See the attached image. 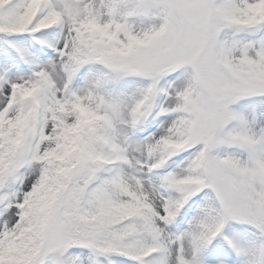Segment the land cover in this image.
Segmentation results:
<instances>
[{"label":"rangeland","instance_id":"rangeland-1","mask_svg":"<svg viewBox=\"0 0 264 264\" xmlns=\"http://www.w3.org/2000/svg\"><path fill=\"white\" fill-rule=\"evenodd\" d=\"M17 3V23L39 4L50 30L0 42V182L8 181L0 185V264H43L46 252L53 258L45 264H146L148 256L156 264H264V33L243 28L262 22L264 0ZM96 40L109 60L133 69L110 70ZM82 122L101 131L95 150L108 137L107 205L121 218L134 214L139 263L110 262L104 240L68 248L95 205L83 214L75 203L67 214L58 202L31 207L45 157ZM221 128L239 143L210 139ZM217 161L214 171L248 175V184L211 179ZM48 235L60 248L26 253Z\"/></svg>","mask_w":264,"mask_h":264},{"label":"trees","instance_id":"trees-1","mask_svg":"<svg viewBox=\"0 0 264 264\" xmlns=\"http://www.w3.org/2000/svg\"><path fill=\"white\" fill-rule=\"evenodd\" d=\"M9 10V5L4 6L3 0H0V38L3 40L8 37L15 38L21 34H26L29 31L28 29L33 27V23L37 21L36 19L33 22L34 17H32L33 14L31 13L27 19L17 23L13 18V13L11 14ZM262 27H264V18L258 25L255 22L243 26L245 30H252L254 34ZM96 45L98 46V44ZM99 53L98 58L113 71L133 69L132 66L129 69V64H122L118 60H109V57L105 55L102 49L99 50ZM172 68L173 66H170L169 69ZM136 73L143 74L144 71L140 72L138 69ZM157 74H159L158 71ZM157 74L148 73L151 78H155ZM97 134L94 126L88 127L82 124L75 131L61 137L54 153L47 156L44 160V178L41 187L32 195L31 207L33 206V209L43 210L45 205L58 202V208H60L61 212H64L62 214H67L68 212H65L71 203H75L79 207L82 206L84 196H88L89 203L91 201L100 203L98 198L102 196V188L98 184V178L100 175L108 173L106 164L101 158L108 153L94 149L92 141L96 138ZM217 172L219 171L217 170ZM215 176H217L216 173ZM220 177H224L227 182H232L236 179L230 173L222 174ZM246 179V177H243L242 182H246ZM70 191L71 195H69ZM108 212L98 209L97 213H92L84 230L75 231V234H78L75 238L77 240L75 245L89 247L95 241L104 240L107 248H110V251L113 252L111 256L124 258L129 255L127 243L128 230L131 229L130 231H132L134 222L127 225L123 224V218ZM93 221L97 223L98 227H95ZM33 230L31 229L27 234ZM48 238L49 240H43V238L36 240L33 238L29 243L31 247L28 246L27 251L26 249L22 251L23 256L25 255V251L26 253L28 251L35 253L49 244H52V247L57 246L60 248L58 243H54L49 235ZM26 256L30 260V254H26ZM42 257L52 261L53 254L46 252Z\"/></svg>","mask_w":264,"mask_h":264}]
</instances>
